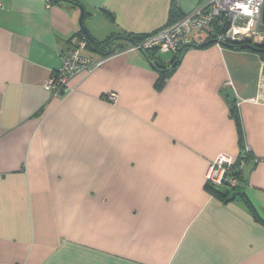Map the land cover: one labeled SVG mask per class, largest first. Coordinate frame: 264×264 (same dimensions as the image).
Returning a JSON list of instances; mask_svg holds the SVG:
<instances>
[{"label":"crops","instance_id":"0c3cea01","mask_svg":"<svg viewBox=\"0 0 264 264\" xmlns=\"http://www.w3.org/2000/svg\"><path fill=\"white\" fill-rule=\"evenodd\" d=\"M79 1L83 35L105 41L165 27L173 0ZM202 1L177 3L187 14ZM80 15L71 2L0 0V264H264V226L206 181L244 140L242 191L264 218V58L197 46L208 32L196 31L157 90L154 64L176 53L116 54L130 43L118 37L128 44L109 55L82 48L103 62L56 94L46 83L83 36Z\"/></svg>","mask_w":264,"mask_h":264},{"label":"built area","instance_id":"2783aa9c","mask_svg":"<svg viewBox=\"0 0 264 264\" xmlns=\"http://www.w3.org/2000/svg\"><path fill=\"white\" fill-rule=\"evenodd\" d=\"M50 4V0H48ZM264 0H203L196 8L174 23L167 25L156 32L145 35L138 42L129 43L125 48L116 51V54L131 51L158 50L162 53H176L179 48L189 41V37L196 31H207L217 39L218 44L224 41L237 43L252 41L264 43V32L260 30L263 23ZM87 39L83 35L70 46L62 56L61 67L47 81L46 87L56 94H63L68 90L69 80L79 73H90L103 60H94L81 54L86 47ZM264 83V77L261 76ZM117 93L110 92V101L117 100ZM251 153L246 143L237 159L225 152L219 153L210 164L206 181L213 186L228 185L236 187L240 184L237 172H243ZM261 158L255 157L259 162Z\"/></svg>","mask_w":264,"mask_h":264},{"label":"trees","instance_id":"16d2710c","mask_svg":"<svg viewBox=\"0 0 264 264\" xmlns=\"http://www.w3.org/2000/svg\"><path fill=\"white\" fill-rule=\"evenodd\" d=\"M65 2L66 3L67 2H71L73 4L80 3L79 0H50L51 4H57V5H61L62 3H65ZM109 14L111 15L110 12H109ZM85 15H86V13H85ZM184 15L185 14H182L180 12V8L178 6L177 0H173L172 4H171L170 12H169V22H168L167 25H170V24L174 23L175 21H177L178 19H180ZM84 18H85V16H84ZM84 29L85 28L83 26V30L81 31L82 33L80 32V35H83L84 32L87 33ZM144 36L145 35H134V36H127V37H131L134 40V42H138V40L142 39ZM118 37H121V36H118ZM118 37L117 38L111 37V38H108L105 41H98V40L94 39L93 37H91L88 34L86 36L87 48H89L90 50H94V51H96V52H98L100 54H103V55H109L110 53L114 52L116 49L123 48V47H125V45L128 44L126 42L125 45H120V46L119 45H115L116 42H117L116 39H119ZM216 42H217L216 37H214L211 33L208 32L207 40L205 42L201 43V44H198L197 46H207V45H210V44H213V43H216ZM249 44H252V45H254L256 47L264 49V43L257 44V43H254L252 41L237 42V43H233L231 45H232V47L234 49L255 51V50H253V49H251V48H249L247 46ZM187 47L188 46H186L185 49ZM147 52H148V55H149V59L151 60V63H153V60H152L153 58L150 55L151 51H147ZM255 52H257L262 58H264V50L260 51V52H258V51H255ZM178 54H179V50H178V52H176L175 58L173 59V61L171 62V64L169 66H171L175 62V60L177 59ZM152 55L154 57V53ZM154 66H155V69L157 70L158 75H159L158 78H157V81L155 83V87H156L157 90H161L165 86V84L167 82V79L173 73L175 67L172 70H168L169 66H166L164 64H160L159 62H156L154 64ZM230 113H231V116L233 118H235L237 126L239 128V131L241 132V135H242V127H241L242 125H241L240 113H239L238 107H237V105H236V103L234 101L231 102ZM241 142H242V151H243L246 142L244 140H241ZM242 151H241V153H242ZM250 156H251V153L248 155L249 159L251 158ZM239 158H240V155L238 156L237 161L239 160ZM242 173L243 172H237V174L240 176V184L238 186H236V187H229L228 185L213 186V185L207 183V189L210 190L214 196L219 197L224 202H229L232 199H235L237 197L242 198V200L248 206L251 214L253 215L254 220L259 222L260 224H262L264 226V218L260 214L259 210L254 206V204L247 197L245 192L242 191V187L245 186V182H244V178H243ZM238 192H239V194H237Z\"/></svg>","mask_w":264,"mask_h":264},{"label":"water","instance_id":"95a60500","mask_svg":"<svg viewBox=\"0 0 264 264\" xmlns=\"http://www.w3.org/2000/svg\"><path fill=\"white\" fill-rule=\"evenodd\" d=\"M75 6H76V7H79L80 10H81L80 24H81V26H83V19H84V16H85V8H84L80 3H75ZM263 26H264V9H263ZM119 38H120V39H123V40H127V41H129L130 43H134V40H133L131 37L121 36V37H119ZM222 44H224V45L227 46V47H231V48H233L232 45H231L228 41H224V42H222ZM190 45H191V44H185V45H183V46H181V47L179 48V54H178V56H177V59L175 60V62H174L171 66H169L168 70H172V69L177 65V63H178V61H179V59H180V57H181V54L183 53L185 47H186V46H190ZM247 46H248L249 48L255 50V51H258V52L264 50V49H261V48H259V47L254 46V45H252V44H249V45H247ZM140 51L145 55V57L149 60V62H151V60L149 59L148 52H147L146 50H140ZM227 95H228V98H229V99H228L229 102H233V101L236 99V98H235V94H234V92H233L232 89H228V91H227ZM237 194H239V192H238Z\"/></svg>","mask_w":264,"mask_h":264},{"label":"rangeland","instance_id":"374dc122","mask_svg":"<svg viewBox=\"0 0 264 264\" xmlns=\"http://www.w3.org/2000/svg\"><path fill=\"white\" fill-rule=\"evenodd\" d=\"M260 30L264 32V26H263V23L260 25ZM183 45H185V44H183ZM183 45H182V46H183ZM168 56H169V55H167V54H166V55H163V54H162V57H168Z\"/></svg>","mask_w":264,"mask_h":264}]
</instances>
